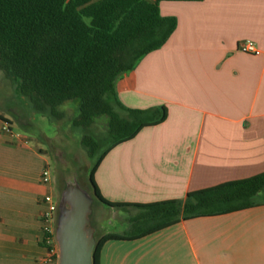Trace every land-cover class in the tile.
I'll list each match as a JSON object with an SVG mask.
<instances>
[{"label": "crops", "instance_id": "1", "mask_svg": "<svg viewBox=\"0 0 264 264\" xmlns=\"http://www.w3.org/2000/svg\"><path fill=\"white\" fill-rule=\"evenodd\" d=\"M159 6L177 17V28L116 89L125 106L164 104L168 117L103 158L95 180L110 201L184 199L264 171V0ZM242 40H253L260 54L240 51ZM0 82V264H50L42 232L44 197L56 193L54 178L42 180L50 158L30 132L36 112L1 70ZM100 264H264V205L108 240Z\"/></svg>", "mask_w": 264, "mask_h": 264}, {"label": "trees", "instance_id": "2", "mask_svg": "<svg viewBox=\"0 0 264 264\" xmlns=\"http://www.w3.org/2000/svg\"><path fill=\"white\" fill-rule=\"evenodd\" d=\"M160 1L0 0V70L31 110L56 121L66 116L61 105L78 101L71 126L82 130L81 143L93 159L89 178L97 198L130 213L126 231L99 237L96 264L108 240L138 239L183 220L264 205V171L190 191L184 199L130 203L110 201L101 194L95 173L107 153L168 117L164 104L145 109L125 106L116 89L117 81L145 55L161 48L177 28V17L161 14ZM101 116L108 120L99 140L93 126ZM102 139L108 144L97 155Z\"/></svg>", "mask_w": 264, "mask_h": 264}, {"label": "rangeland", "instance_id": "3", "mask_svg": "<svg viewBox=\"0 0 264 264\" xmlns=\"http://www.w3.org/2000/svg\"><path fill=\"white\" fill-rule=\"evenodd\" d=\"M5 101L11 102V94L7 93L6 90ZM5 106H8V104L5 103ZM60 109L65 111L66 116L59 121L50 118L48 115L36 113L34 125L30 128V132L36 139H42L44 142L46 152L50 158L53 178H55V171L66 181L80 175L85 180L83 181L85 187L91 189L89 172L93 159L89 158L86 148L81 143L82 130L80 128L75 130L71 126L72 119L78 113V101H67L60 106ZM107 120V116H101L93 126V133L96 134L99 140L107 130ZM36 139H34L35 142H37ZM107 144L108 140L102 139L100 141L97 155L107 147ZM54 185L57 191L55 180ZM94 205L92 222L97 227L96 233L98 235L106 232H124L128 229L129 212L110 208L101 203L96 197H94Z\"/></svg>", "mask_w": 264, "mask_h": 264}, {"label": "water", "instance_id": "4", "mask_svg": "<svg viewBox=\"0 0 264 264\" xmlns=\"http://www.w3.org/2000/svg\"><path fill=\"white\" fill-rule=\"evenodd\" d=\"M57 209L54 233L58 245L57 264H96L95 249L99 237L93 225L94 197L97 194L89 178L91 189L79 175L63 180L55 171Z\"/></svg>", "mask_w": 264, "mask_h": 264}, {"label": "built area", "instance_id": "5", "mask_svg": "<svg viewBox=\"0 0 264 264\" xmlns=\"http://www.w3.org/2000/svg\"><path fill=\"white\" fill-rule=\"evenodd\" d=\"M238 49L244 53L260 54V49L253 40H242L239 43ZM42 180L45 183L53 182V175L50 166L44 168L42 172ZM47 206L42 215V232L43 243L48 251L46 261L50 264H57L58 260V245L55 239L54 224L55 211L57 209V191L56 193H48L44 197Z\"/></svg>", "mask_w": 264, "mask_h": 264}]
</instances>
